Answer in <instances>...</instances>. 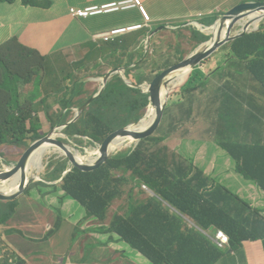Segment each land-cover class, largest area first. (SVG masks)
I'll list each match as a JSON object with an SVG mask.
<instances>
[{
  "label": "trees",
  "instance_id": "1",
  "mask_svg": "<svg viewBox=\"0 0 264 264\" xmlns=\"http://www.w3.org/2000/svg\"><path fill=\"white\" fill-rule=\"evenodd\" d=\"M17 1L31 7L50 6L48 0H0V3ZM192 35L197 38L194 32ZM122 38L103 41L105 47L100 50L104 52L106 47L114 48L115 52L123 50L120 43ZM15 41L14 38L6 43L8 51L11 50L8 46ZM229 47L231 57L245 64L257 86L247 88L241 79L223 69H217L218 76L214 78L222 84L220 87L226 98L241 96L244 100L257 101L264 96V27L260 26L257 31L237 38L229 43ZM115 76L89 109L69 124L74 118L73 108L82 107L92 97L82 98L85 90L80 85L83 83L79 79L72 80L73 89L80 98L76 99L72 93L67 102H60L62 109L67 106V111L61 118L60 113L49 104L42 102L39 106L32 102V90L24 89L30 88L32 83L14 76L8 56L0 49V155L4 156V148L17 147L23 151L26 146L42 138L43 135L36 127L40 120L37 114L41 111V106H44L41 113L51 125L48 128L67 125L64 133L77 146L86 142L84 138L90 139L87 141L88 145L102 144L111 133L134 124L128 122V114L133 109L144 111L135 119V123L139 122L149 105L147 94L129 85V89L140 91L147 97L137 99L133 92L119 90ZM141 81L139 85L142 84ZM80 101L81 106H76ZM108 104L109 111L102 113V106ZM26 106L30 108L26 109ZM80 119L81 124L78 125ZM205 138L210 139V135ZM159 139L163 137H148L140 141L135 149L118 152L99 170L84 172L72 168L62 180L61 188L65 191V196L83 206L89 218H97L98 223L103 226L99 233L117 236L131 249L146 257L151 264H215L223 262L226 256L229 259L224 264H242L238 253L240 249H245V243L264 240V216L237 194L218 184L207 190L208 181L191 163L168 165L165 157L161 158L158 152L151 149ZM220 150L234 160L237 172L248 184L255 183L264 191V146L244 148L230 145L223 146ZM67 168L66 160L53 162L45 177L51 181L59 180ZM204 184L205 187H201ZM143 185L153 195H149ZM139 194H142L141 198H138ZM232 196L237 198L231 203ZM123 198L136 201L111 213L112 203ZM183 216L190 219V225L197 232L189 227L185 228ZM217 230H222L229 236L232 246L239 244L238 248H234L236 255L232 250L218 248L204 234ZM16 264L26 263L17 259Z\"/></svg>",
  "mask_w": 264,
  "mask_h": 264
},
{
  "label": "rangeland",
  "instance_id": "2",
  "mask_svg": "<svg viewBox=\"0 0 264 264\" xmlns=\"http://www.w3.org/2000/svg\"><path fill=\"white\" fill-rule=\"evenodd\" d=\"M160 2H164V0L157 1V3ZM94 5L95 4L90 3L81 8L76 5H69L68 10L69 12H76L84 10L87 7H93ZM129 6L130 5L128 4V7ZM200 7L205 12L209 11L208 6L206 5H200ZM171 12L173 11H160L158 15L163 16ZM37 13L42 16L45 15L43 10H37ZM99 18L100 17H97L96 19ZM116 20L117 14H113L110 21L116 22ZM183 22L184 20L182 18L168 21H158L157 25L166 27L171 26L175 27V29L161 31L150 40L147 37L146 41L142 44H140L136 38L139 33L128 34V55L123 50L115 52L112 47H106L104 52L101 51V40H99L96 35L87 34L79 40V44L77 46L79 49L78 57L81 58V61L74 62L75 59L73 60L68 55L69 52H66V49L64 48L65 44L63 35L54 32L47 40L48 30L45 25L26 27L24 22H22L18 27L19 31H15L16 41L12 42L8 46L11 50L8 51L6 49V44L1 46L0 49L8 56L14 76L21 81L29 80V82L32 83L30 88H24H27L30 91L32 90V102L39 106L42 102L47 105L49 104L53 110L60 113V117L62 118L64 113H66L67 106L62 109L60 102H67L68 98L72 96V93L73 97H76V99L80 98L79 94L75 93L73 84H71L73 79H79L80 82L83 83L80 85L82 90H85V94L82 98L93 96L99 92L103 87V79L106 74L116 68L126 67L128 75L126 72L123 74L126 76L127 80L133 84L138 85L140 83V79H142V84L140 86H142L145 82L149 84L154 76L161 73L171 65H174L178 60L180 62L182 59L188 57L199 46H203L198 45L199 41L193 38L191 30L209 36V40L216 37V34L218 33V27L215 34V28H201L202 30L200 28H193L190 31L182 33L179 27L183 24ZM93 26L94 24L91 20L83 22L79 25V28L82 29V31L71 35V40L73 41L79 39L83 35V29ZM256 26L258 28L260 26L264 27V19L258 22ZM253 29L254 27L251 26L249 31H252ZM239 32L240 27H237L234 34ZM228 50L229 43L221 47L220 50L213 54L210 58L203 61L200 66L196 67L194 73L191 75L190 81L187 80L190 75L189 72L186 77V81L171 90L169 98L165 104L163 120L156 132L151 136L157 139L163 137V139L157 140V144L152 146L151 149L154 152H158L161 158L165 157L168 165H179L181 162H189L194 165L199 174H202V176L205 177L209 183L218 184L225 190H231L234 187L229 185L227 176L218 175V171L223 166L222 163L224 158L221 159L222 161L217 162L215 154L211 152L207 145L204 146L203 154L201 156L195 155V157H193L189 153V147L184 141V138L191 142L198 143L199 135L208 130L210 123L213 126H216L217 130L223 132L224 129L228 134L236 136L242 141H251L256 138L258 133L264 137V108L254 109L247 107L246 105L241 104V99H238L225 108H222L220 105L217 110H213L215 96L208 94L205 90H202L199 85L193 88L200 77V71H204L205 67L211 62V58L226 57V52ZM127 57L128 65L131 63H136V65L134 64L129 67L125 66L124 64ZM115 79L116 86L119 90L133 92L134 97L137 99L145 96L142 95L140 91H132L129 89L128 83L124 80L122 74H117ZM258 85L261 89V85L259 83ZM235 99L236 98H221V100L226 102H231ZM82 101L76 103L75 105L80 107ZM25 108L29 109L30 107L26 106ZM43 108L44 106L40 107L41 111ZM109 109V104L102 106V113L109 111ZM41 111L37 114V116H40V120L37 122L36 127L39 133L43 135L45 129L51 127V125ZM73 112L75 115L76 111L74 110ZM143 113V110H131L128 114V122L135 123L136 117L142 115ZM148 114L155 116V109L151 104L147 106L144 118ZM83 117L84 115L82 116V119ZM82 119L78 121V125L81 124ZM58 123L59 122H57V124ZM169 126H173L174 128H177L178 126L180 128H184L187 131V134L183 137V133L181 132V136L178 140H175L172 138L173 132L169 129ZM54 129L48 128L43 136L51 134L55 136V139H60L62 141L68 140V137L64 134V130H56L55 134H53ZM84 140L86 142L81 146H77L72 140H68L66 144L73 154H79L82 156L83 162L89 163L90 161L96 160L99 156L98 151L101 144L91 146L87 144V139ZM135 145V141L129 142L124 147L112 151L111 154L115 155L118 152L129 150L130 148L135 147ZM29 146H26L23 151L18 150L17 147L4 148V156L0 157V171L13 167L15 163L20 160L24 151H26ZM66 159V155L61 152L49 154L44 159L45 170L41 173H37L35 169H30L28 176L32 177L33 175L38 174L39 178H41V176L45 177L51 163L59 160L64 161ZM209 172H211V176ZM56 187L58 189L61 188L60 185H57ZM201 187H205V184ZM33 194L34 190H32L31 187L23 198L16 199V202L19 205L15 210L16 214L14 216H5V219L9 223V226L5 228L6 236L11 235L15 237L18 235V230L25 233L29 232V228L31 227L32 220L34 218L33 213L29 211V207L39 206L43 208V199L39 195ZM141 197L142 194H139L138 198ZM235 198L237 197L232 196L231 203ZM134 201H136V199L127 201V199L123 198L121 200H116L112 203L110 212L114 213L115 211H118L120 207H124L126 204H130ZM258 212L262 213L260 209H258ZM82 216H88L83 206L81 216L77 214L74 217L75 221L72 222L74 225L71 224V226L69 225L70 223L67 222L65 228L57 234L53 233L54 228L52 229L51 235L53 239L60 236L63 240L69 241L71 245L74 241L85 242L82 243L80 249L76 250L77 257L82 255L83 246L86 245L84 253L86 260L92 261L96 260V257H100L102 259L112 261L115 252L112 248H108L111 243L109 240L110 235L100 234L97 238L90 240V234L93 231L81 230V227H84L85 223H79V219H76ZM182 218V223H185V228L189 227L195 232L198 231L195 227L190 225V219L188 217L183 216ZM51 219L54 226L55 221L58 219V215L53 213L51 215ZM90 220L92 228L94 225H97L99 226V231L103 229V226L98 223L96 217H90ZM3 232L4 230H2V233ZM37 236L43 239L42 242H37L38 249L44 251V248L46 247V243H44L46 234H39ZM205 236L208 237V234H205ZM229 241L230 248L228 249L225 247L224 250L230 251L232 249V252L236 255V249L234 248H238L239 244L232 246L231 239ZM247 243L249 242H246L245 245ZM105 244L107 248L101 250V254H98L97 245L104 247ZM92 245L94 246V249L91 248ZM115 245L117 246L118 243L114 241L112 247ZM240 250L241 253H246L245 249ZM57 251L58 249L54 246L53 252L56 253ZM4 252V258L11 259L13 264L17 263L16 255L13 253L14 243L12 240L5 243ZM59 252L60 255L55 258V261L57 264H62L68 253L65 252V254H63L64 252H61L60 250ZM228 259L229 256H226L223 259V262L225 263ZM115 264H128V262L119 261Z\"/></svg>",
  "mask_w": 264,
  "mask_h": 264
},
{
  "label": "crops",
  "instance_id": "3",
  "mask_svg": "<svg viewBox=\"0 0 264 264\" xmlns=\"http://www.w3.org/2000/svg\"><path fill=\"white\" fill-rule=\"evenodd\" d=\"M48 1L50 2V6L48 7H31L29 5L25 6L20 1L14 3H0V47L6 44L8 40L13 38L16 39L15 31H19L18 27L22 22H24L26 27L45 25L48 30L47 40L54 32L63 35L65 44L64 48L66 49V52H69L68 55L73 60L75 59L74 62L81 61V58L78 57L79 49L77 46L79 44V40L87 34L102 35L108 33L112 29L142 25V32L145 33L158 28L157 32L154 34L155 37L161 31L175 29V27L171 26L166 27L157 25L158 21H168L177 18H182L184 20L183 24L179 27V29H181L183 33V30L186 28L189 22L198 21L199 23H202L204 25H210L218 15L225 13L243 0H164V2L160 3H157V1L159 0H140L142 6H144L147 11L149 22L146 21L144 15L138 7H130L111 13L100 14L97 16L81 19L72 17L68 10L69 5H76L81 8L90 3L102 4L125 1H128L130 3L131 0ZM200 5L208 6L209 11L205 12L200 7ZM37 10H43L45 12V15H39L37 13ZM165 10H172L173 12L165 14L163 16L158 15L160 11ZM113 14H117L116 22L110 21ZM198 14H201L202 16L199 17ZM97 17L100 18L96 19ZM87 20H91L94 26L86 27L85 29H83V35L79 39L72 41L70 38L71 35L82 31V29L79 28V25ZM121 45L123 49L128 51V35L123 36ZM104 47L105 45H103L102 43L100 48ZM202 47H204V45ZM124 65L128 67V57ZM131 65H133V63L129 64V66ZM217 69H223L224 71L238 77L242 80L247 88H253L257 86L253 83L252 78L248 73L244 63L239 62L235 59H228L226 61L213 59L204 69V77L206 76L208 78L206 82L201 86L202 90H205L208 94H212L215 96L213 110H217L220 105L222 106V108H225L238 99H241V104H244L247 107H251L254 109L264 108V96H261L257 101L244 100V98H242L241 96H238L231 102L221 100V98L225 97V93L220 87V85L222 84L214 78V76H218ZM124 70L125 73L126 67L124 68ZM126 74L128 75L127 72ZM200 81L201 79L198 78L197 82ZM197 85L198 84H195L193 88L197 87ZM169 129L173 132L172 138L175 140H178V138L181 136V132L183 133V137L187 134V131L184 128H180L179 126L177 128L169 126ZM207 135H210V139L205 138ZM184 141L188 144L189 153L193 157H195V155L201 156L203 154L204 146L207 145L210 148L211 152L215 154L217 162L222 161L221 159L224 158V161L222 163L223 166L218 171V175L227 176L229 185L231 187H234L230 191L249 202L252 208L256 210L260 209L262 211V214L264 215V191L258 188L254 183L248 184L247 181L237 172L234 160L229 155H227L226 152L220 150L223 149V146L230 145H239L244 148H251L255 145L264 146V137L260 133H258L256 138L251 141H242L238 137L228 134L224 129L223 132L217 130L216 126H213L210 123L208 130L199 135L198 143L191 142L185 138ZM0 157L2 156L0 155ZM62 165L65 166V163H63ZM68 170H72V168L68 166L66 171ZM209 173L211 176V172ZM63 175L64 173L62 174L61 178L56 181H50L49 179L41 176V180L35 182L36 184L32 186V190H34L33 195H39L43 199V208L39 206L29 207V211L33 213L34 218L32 220V225L29 228L28 233L18 230V235L15 237L11 235H5V228L9 226V223L5 219V216H14L16 214L15 210L19 205L16 201H13L12 204L11 202H0V264H13V261L11 259L4 258L5 243L11 240L14 243L13 253L16 255V259L19 257V259L21 258L25 260L26 264H56L55 257L56 255H58L59 250L66 252L70 249L72 250L78 247L80 248L82 246V243H85L81 241H74L71 245L69 241L63 240L60 236L53 239L51 235L53 228V233L57 234L65 228L67 222H69V225H71L72 222L75 221L74 217L77 214L80 216L82 214V206L76 204L72 200H69L65 196V191H63L61 188L58 189L56 187L57 185L61 186L62 180L66 176ZM215 185V183L211 184L208 182L206 189L210 190L211 187H214ZM147 192L149 193V195H153L150 191ZM23 197L24 195L20 198ZM53 213L58 215V219L57 221H55L54 226L51 219V215ZM76 219H79V223H85L84 227H81V230L93 231L90 234V240L99 236V226L94 225L92 228L90 225V218H88L87 216H82ZM2 230H4L3 233ZM39 234H46L44 238V243H46L44 251L38 249L37 242H42L43 240L37 236ZM54 246L58 249L56 253L53 252ZM112 246L113 244L108 247L112 248L115 252L112 261H109L108 259H102L100 257H97L96 260L87 261L83 258L74 259L73 257L67 256L63 264H115L116 262L126 260H128V264H150L142 255L129 248L127 257L125 254L126 249L121 244L117 246L115 245L114 247ZM105 248L107 247L99 246L97 249V253L101 254V250ZM245 250L246 253H241V250L238 253V259L242 264H264V240L251 241L247 243L245 246ZM72 254L75 255V252H73ZM215 264L224 263L220 261L216 262Z\"/></svg>",
  "mask_w": 264,
  "mask_h": 264
},
{
  "label": "water",
  "instance_id": "4",
  "mask_svg": "<svg viewBox=\"0 0 264 264\" xmlns=\"http://www.w3.org/2000/svg\"><path fill=\"white\" fill-rule=\"evenodd\" d=\"M252 16V17H251ZM264 18V2H256V3H248L242 2L240 5L231 9L224 17H222L220 21V27L223 26L224 21L226 19L230 20V23L226 30V35L223 39L220 37L211 38L209 41L207 40L204 44L210 43L209 46L203 49H196L193 53H191L188 57L182 59L179 63L172 65L159 73L158 75L154 76L151 82L146 86L143 84L142 86H138L136 84H132L129 80H124L131 85V87L139 88L142 90L143 93L147 94L148 102L151 104L155 109V116L151 125L147 129H140V124L142 123L143 119H141L138 123L134 124L138 128L131 129L133 125L128 127L119 129L113 133H111L100 145L98 154L99 156L96 158L94 162L85 163L79 162L75 159L74 154L68 149V146L59 140H55L52 138L53 135L49 134L43 136L41 139L33 142L27 149L24 151L23 155L21 156L20 160L15 163V165L9 169H5L0 171V187L2 184L16 174L21 173V180L17 191H13L10 193H4L0 190V202H10L16 199H19L23 195H25L28 190L36 184L35 182L41 180L37 175H33L29 177L28 172L31 168V159L35 152L40 149L42 146L48 143H54L62 148L66 153V161L68 162V166L70 168H78L84 172H93L99 170L108 160H110L113 155L110 152L111 144L118 138L121 139H128L131 138L136 142V145L144 139L151 137L161 124V120L163 118V113L165 110V104L169 98V96H165L164 99H161V90L163 88L168 89V86L172 83L171 78L169 77L172 73L186 67L190 66L193 68L194 66L198 65L201 61L210 58L219 48L222 46L236 40L237 38L242 37L245 34L250 32H255L258 30V27L255 25L260 22ZM243 21V22H242ZM236 25V26H235ZM235 26V28H234ZM251 26L254 27L252 31H249ZM237 27H240V32L234 34V31ZM234 28V29H233ZM233 32L231 33V30ZM155 33L157 30L154 31ZM154 32L151 34L153 35ZM231 33V34H230ZM121 68H116L111 72L107 73L103 79V87L100 89L98 93H96L93 97H91L80 109L77 110L74 119L69 123L75 122L89 107L90 105L102 94L103 90L105 89L108 81L111 77L115 74L120 73ZM147 83V82H145ZM67 126H64L66 128ZM57 128L54 129L53 134H55ZM70 163V164H69ZM71 170L65 171L64 175H67Z\"/></svg>",
  "mask_w": 264,
  "mask_h": 264
},
{
  "label": "clouds",
  "instance_id": "5",
  "mask_svg": "<svg viewBox=\"0 0 264 264\" xmlns=\"http://www.w3.org/2000/svg\"><path fill=\"white\" fill-rule=\"evenodd\" d=\"M242 2H247V1H245V0H243V1H241L240 3H238L237 5H235V6H233L231 9H233L234 7H236V6H238V5H240ZM122 3H125L124 5H130V7H138L139 8V10H140V7H144V6H142V3H141V1L139 0V2L138 3H135V2H128V1H125V2H122ZM248 3H256V2H248ZM129 7V8H130ZM145 8V7H144ZM123 9H127V8H123ZM231 9H229L228 11H226L225 13H222V14H220V15H218L217 17H216V19L213 21V23L212 24H210V25H204V24H202V23H199L198 21H194V22H189L188 24H187V26H186V28L190 31L191 29H193V28H204V29H213V28H216V27H218V33L216 34L217 35V37H220L221 39H223L224 37H225V35H226V30H227V27H228V25H229V23H230V20L229 19H226L225 21H224V24H223V26L222 27H220V21H221V19H222V17H224ZM146 10V9H145ZM147 12V11H146ZM71 15V14H70ZM148 15V14H147ZM198 16L200 17V16H202L201 14H198ZM264 18H262V20H263ZM147 21V20H146ZM147 22H149V21H147ZM236 26V25H235ZM235 26H234V28H235ZM131 27H133L130 31H128L127 33H125V34H123V35H121V36H119V37H117V38H114V39H112V40H115V39H119V38H121V37H123V36H125V35H128V34H133V33H139V35L136 37L137 38V40H138V42L140 43V44H142L143 42H145L146 41V39H147V37H148V39L150 40L151 38H153L154 37V34H155V30H157V29H154V30H152V31H149V32H147V33H145V32H142V27H139V28H137L136 26H131ZM233 28V29H234ZM233 29L231 30V33L233 32ZM202 30V29H201ZM154 32V34L153 35H151L152 33ZM192 32H194L195 34H196V36H197V38H195V39H197L198 41H200V43L198 44V45H204V43L209 39V36H206V35H203V34H200V33H198L197 31H194V30H191V35H192ZM230 33V34H231ZM250 33H252V32H250ZM249 34V33H248ZM97 36V38L99 39V40H101V42L103 43V39H101V38H99V34L98 35H96ZM193 36V35H192ZM144 37V38H143ZM216 37V38H217ZM194 38V37H193ZM121 43V42H120ZM223 47V46H222ZM203 48H206V47H201V46H199L198 48H197V50L198 49H203ZM122 49H123V47H122ZM220 50V48L217 50V52ZM123 51H125L126 53H127V55H128V51H126L125 49H123ZM215 54V53H214ZM213 59H218V60H224V61H226V60H228V59H235V60H237L236 58H233V57H231V50H230V47H229V50L226 52V57H223V58H211V61L213 60ZM206 60V59H205ZM205 60H203V61H205ZM203 61H201L198 65H196V66H194L193 68H191L190 66H186V67H190V75H189V77H188V81H190L191 80V75L194 73V71H195V68L196 67H198V66H200L202 63H203ZM237 61H239V60H237ZM243 63V62H242ZM136 65V63H133V65ZM208 66V65H207ZM206 66V67H207ZM128 67H129V65H128ZM186 67H184V68H186ZM205 67V68H206ZM124 68L125 67H123V68H121L120 69V73L119 74H122L123 75V77L125 78V80H127V78H126V76L123 74L124 73ZM205 73V71H200V79H201V81L200 82H197L196 84H198L200 87L206 82V80H207V78L208 77H204L203 79L201 78L203 75H205L204 74ZM115 75H117V74H115ZM115 75H113V76H115ZM158 75V74H157ZM112 76V77H113ZM111 77V78H112ZM110 81V80H109ZM108 81V82H109ZM133 83L131 82V85H132ZM145 84V83H144ZM129 85V84H128ZM131 85H129L130 87H131ZM148 85V84H147ZM138 86H139V84H138ZM98 93V92H97ZM94 96V95H93ZM92 96V97H93ZM89 100V99H88ZM81 108V107H80ZM80 108H73V111L75 110L76 112H77V109H80ZM89 109V108H88ZM87 109V110H88ZM86 110V111H87ZM67 111V110H66ZM145 116V115H144ZM74 117H75V115H74ZM144 118V117H143ZM142 118V119H143ZM74 119V118H73ZM72 119V120H73ZM138 123V122H137ZM134 124H136V123H134ZM131 125H133V124H131ZM64 126H67V125H63V126H59V127H57V130H60V131H62V130H65L66 128H64ZM130 126V125H129ZM45 134V133H44ZM43 134V135H44ZM65 134V133H64ZM66 135V134H65ZM67 136V135H66ZM52 138L53 139H55L53 136H52ZM84 139H87V140H90L89 138H84ZM55 140H59V141H62V140H60V139H55ZM66 140H64V141H62V142H64L65 144H66V142H65ZM68 141V140H67ZM51 144H54V143H51ZM95 144H99V143H95ZM94 144V145H95ZM54 145H56V144H54ZM67 145V144H66ZM56 146H58V145H56ZM59 147V146H58ZM60 148V147H59ZM136 148V146L135 147H132V148H130V149H135ZM60 149H62V148H60ZM68 149H69V147H68ZM63 150V149H62ZM70 150V149H69ZM64 151V150H63ZM65 152V151H64ZM66 153V152H65ZM66 155H67V153H66ZM116 155V154H115ZM114 156V155H113ZM95 160H93V161H90L89 163H91V162H94ZM255 184V183H254ZM256 185V184H255ZM258 188H260L258 185H256ZM261 189V188H260ZM262 190V189H261ZM147 191H149V190H147ZM241 198V197H240ZM69 199V198H68ZM242 199V198H241ZM69 200H71V199H69ZM244 200V199H243ZM72 201H74V200H72ZM246 201V200H245ZM75 202V201H74ZM247 202V201H246ZM76 204H79V203H77V202H75ZM248 204H249V202H247ZM80 205V204H79ZM250 205V204H249ZM81 206V205H80ZM251 206V205H250ZM254 209V208H253ZM263 215V214H262ZM264 216V215H263ZM88 217V216H87ZM89 218V217H88ZM213 233V232H212ZM101 234V233H100ZM99 234V235H100ZM101 235H104V234H101ZM107 235H110V238H109V240L111 241V243H110V245L111 244H113V242L115 241V242H117L118 243V245L119 244H121V245H123L124 247H125V254H126V256L128 257V248L129 249H131L127 244H125L124 242H122V241H120L119 239H118V237L117 236H114V235H111V234H107ZM113 237V239H111ZM116 238H117V240H116ZM108 240V239H107ZM109 245V246H110ZM99 246H101V245H97V249H98V247ZM105 247H106V244L104 245ZM108 246V247H109ZM230 247V246H229ZM228 247V248H229ZM81 248V247H80ZM79 247L78 248H76V249H70V250H68V251H66L67 253H68V255L67 256H70V257H73L74 259H79V258H83L84 260H86L85 259V257H84V253H85V250H86V245H84L83 246V249H82V255L80 256V257H77V252H76V250L77 249H80ZM91 248L92 249H94V246L92 245L91 246ZM131 250H133V249H131ZM133 251H135V250H133ZM61 252H64V251H61ZM73 252H75V255H73L72 253ZM135 252H137V251H135ZM137 253H139V252H137ZM63 254H65V252L63 253ZM140 255H142L141 253H139ZM60 255V252L58 253V255H56V257L57 256H59ZM143 256V255H142ZM55 257V258H56ZM144 257V256H143ZM145 259H147L146 257H144ZM17 259H19V257L17 258ZM16 259V260H17ZM21 259V258H20ZM66 259V258H65ZM65 259H64V261H65ZM96 259H97V257H96ZM23 260V259H22ZM24 262H26L25 260H23ZM64 261H63V263H64ZM87 261H89V260H87ZM148 261V260H147ZM56 262V261H55ZM126 262H128V260H126ZM149 262V261H148ZM62 263V264H63ZM117 263V262H116ZM150 263V262H149ZM56 264H57V262H56ZM151 264V263H150Z\"/></svg>",
  "mask_w": 264,
  "mask_h": 264
},
{
  "label": "bare ground",
  "instance_id": "6",
  "mask_svg": "<svg viewBox=\"0 0 264 264\" xmlns=\"http://www.w3.org/2000/svg\"><path fill=\"white\" fill-rule=\"evenodd\" d=\"M243 22V21H242ZM256 25V24H255ZM217 27L214 29V34L216 33ZM210 43L205 44L204 47L209 46ZM190 72V67L182 68L174 73H172L169 77L172 80V83L168 86V89L163 88L161 90V99H164L165 96H169L170 92L172 89L175 87L181 85L186 81V77L188 76ZM182 74L185 76L182 77ZM154 115L148 114L145 118H143L142 123L140 124V129L144 130L147 129L152 121H153ZM138 127L136 125H133L131 129H137ZM55 138V136H53ZM134 140L131 138L128 139H121L118 138L116 139L110 146V152L120 149L124 147L127 143L133 142ZM61 152L62 154L66 155V153L60 149L58 146L48 143L42 146L40 149H38L35 154L32 156L31 159V168L30 169H35L37 173H40L44 169V159L47 155L53 154V153H59ZM75 159L79 162H83L82 156L79 154H74ZM6 168V167H5ZM7 169V168H6ZM21 180V173L16 174L14 177H12L10 180L4 182L2 186L0 187V190L3 191L4 193H10L13 191H17L19 184Z\"/></svg>",
  "mask_w": 264,
  "mask_h": 264
},
{
  "label": "built area",
  "instance_id": "7",
  "mask_svg": "<svg viewBox=\"0 0 264 264\" xmlns=\"http://www.w3.org/2000/svg\"><path fill=\"white\" fill-rule=\"evenodd\" d=\"M132 2L138 3L139 0H131ZM125 3L122 2H110V3H102V4H95L93 7H87L84 10H79L76 12H70L71 16L74 18H88L92 16H97L100 14H106L111 13L115 11H119L123 8H129L128 5H124ZM140 11L144 15V18L149 21V16L147 15V12L144 7H140ZM137 28L142 27V25H136ZM133 27H124V28H117L112 29L106 34L99 35V38L103 39L104 41H110L114 38H117L128 31H130ZM147 86V83H145ZM68 140H70L68 138ZM143 188L148 190L146 186L143 185ZM204 234H208V238H210L213 243L217 245L220 249H225L230 246V238L229 236L222 230H217L213 233L211 232H204Z\"/></svg>",
  "mask_w": 264,
  "mask_h": 264
},
{
  "label": "flooded vegetation",
  "instance_id": "8",
  "mask_svg": "<svg viewBox=\"0 0 264 264\" xmlns=\"http://www.w3.org/2000/svg\"><path fill=\"white\" fill-rule=\"evenodd\" d=\"M186 31H189L187 28H185L184 30H183V33H185ZM177 63H179V60L175 63V64H177ZM174 64V65H175ZM172 66V65H171ZM148 84V83H147ZM148 106V105H147Z\"/></svg>",
  "mask_w": 264,
  "mask_h": 264
}]
</instances>
